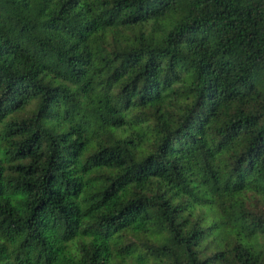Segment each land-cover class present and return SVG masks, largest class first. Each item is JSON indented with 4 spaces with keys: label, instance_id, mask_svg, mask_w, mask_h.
I'll list each match as a JSON object with an SVG mask.
<instances>
[{
    "label": "trees",
    "instance_id": "16d2710c",
    "mask_svg": "<svg viewBox=\"0 0 264 264\" xmlns=\"http://www.w3.org/2000/svg\"><path fill=\"white\" fill-rule=\"evenodd\" d=\"M0 264H264V0H0Z\"/></svg>",
    "mask_w": 264,
    "mask_h": 264
}]
</instances>
